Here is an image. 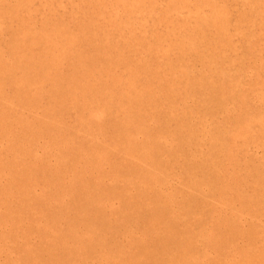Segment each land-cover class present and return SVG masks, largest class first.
<instances>
[{
  "label": "bare ground",
  "instance_id": "obj_1",
  "mask_svg": "<svg viewBox=\"0 0 264 264\" xmlns=\"http://www.w3.org/2000/svg\"><path fill=\"white\" fill-rule=\"evenodd\" d=\"M7 1L0 264H264V0Z\"/></svg>",
  "mask_w": 264,
  "mask_h": 264
},
{
  "label": "rangeland",
  "instance_id": "obj_2",
  "mask_svg": "<svg viewBox=\"0 0 264 264\" xmlns=\"http://www.w3.org/2000/svg\"><path fill=\"white\" fill-rule=\"evenodd\" d=\"M5 1H7V0H5ZM7 2H9V0H8ZM7 2H5V3H7ZM231 2H232V1H231ZM10 3H12V2L10 1ZM58 3L61 5V6H60L61 9H63V8H68V7H69V6H68V0H58ZM57 6H58V5H57ZM239 7H243V4L240 3L239 0H237L236 2L233 1V3H231V8H232V10H233L234 12H236V11L238 10ZM234 38H235V39L238 38V40H239L240 37H238L237 34H236V35L234 36ZM118 70H119L120 72H122V69L119 68ZM250 74H251V73H250ZM226 75H228V72H227ZM34 113H36V111H34ZM206 125L209 126L208 123H207ZM255 145H256V144H254V147L252 146V144L250 145V146H251V147H249V149H250L249 151H250V152H248V153L257 154V155H259V157H260L261 155H264V154H263V153H264L263 146H262V147H259V146H261V145H258V147H256ZM261 157H262V156H261ZM237 172H238V174H239V172L242 173V174H241L242 176L244 175V172H241V171H239V170H238ZM241 175L239 174V176H241ZM243 178H244V177H243ZM247 181H248V179H247ZM249 183H250L249 186L251 187V184H252V183H251V182H249ZM258 212H259V214H260V213H262V214H260V215L257 214V215H256V216H257L256 221H257V219H259L258 216H262V215L264 216V208H263L262 210L258 211ZM258 212H255V214L258 213ZM244 214H245V212H244ZM243 216H244V215H243ZM243 216H242V219H241L242 222H243V226H244V225H247V226H248V224L246 223L245 220H250V219L252 218V215H250L249 217L245 215L246 218L248 217L247 219H245V216H244V217H243ZM262 218H263V217H262ZM243 220H244V221H243ZM247 222H248V221H247ZM258 222L260 223V220H259ZM244 223H246V224H244ZM247 226H246V227H247ZM245 238H246V237H245ZM240 239H241V237H240ZM238 240H239V239H238ZM241 240L243 241V238H242ZM245 240H246V239H245ZM245 240H244V242L247 243ZM242 241H241V242H240V240L237 241V244H238L239 246H240V245L245 246L246 244H244ZM239 243H240V244H239ZM241 243H242V244H241ZM243 244H244V245H243ZM231 251H232V252L235 251V248H234L233 250H231ZM0 260L3 261V260H4V256H1V257H0Z\"/></svg>",
  "mask_w": 264,
  "mask_h": 264
}]
</instances>
